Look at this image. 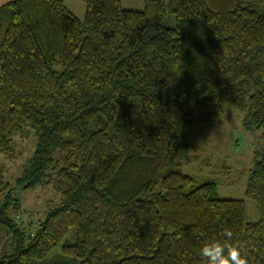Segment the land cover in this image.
Returning <instances> with one entry per match:
<instances>
[{
	"label": "trees",
	"instance_id": "16d2710c",
	"mask_svg": "<svg viewBox=\"0 0 264 264\" xmlns=\"http://www.w3.org/2000/svg\"><path fill=\"white\" fill-rule=\"evenodd\" d=\"M83 1V19L65 0L0 4V154L34 128L21 188L59 196L33 232L0 176V264L41 260L72 228L62 252L82 264H206L200 248L225 231L245 264H264V147L246 190L256 222L181 170L191 131L226 107L264 128V12L253 0Z\"/></svg>",
	"mask_w": 264,
	"mask_h": 264
},
{
	"label": "rangeland",
	"instance_id": "374dc122",
	"mask_svg": "<svg viewBox=\"0 0 264 264\" xmlns=\"http://www.w3.org/2000/svg\"><path fill=\"white\" fill-rule=\"evenodd\" d=\"M4 1L7 0H0V4ZM253 1L264 12V0ZM65 5L80 19L84 18L86 4L83 0H65ZM122 5L132 10H144V0H122ZM176 24L175 14H168L165 25L175 27ZM243 117V112L226 107L214 125L194 128L188 137L191 144L187 152L189 159L182 158L181 170L194 178L196 185L213 182L215 196L244 200L247 220L256 222L261 219V211L256 202L247 197L246 190L256 151L264 147V128L246 129ZM35 147V129L25 125L23 136H14L12 151L7 155L0 154V176L16 190L19 208L15 210V217L23 227H28L30 223L33 232L37 230V221L46 217L48 206L59 201L52 186L42 184L29 190L21 188L23 183L19 179L23 174V166L34 154ZM66 241H75L74 228L49 255L32 264H82L75 256L63 254L62 245ZM6 244V238L0 236V257Z\"/></svg>",
	"mask_w": 264,
	"mask_h": 264
},
{
	"label": "clouds",
	"instance_id": "9594fccd",
	"mask_svg": "<svg viewBox=\"0 0 264 264\" xmlns=\"http://www.w3.org/2000/svg\"><path fill=\"white\" fill-rule=\"evenodd\" d=\"M224 239L212 240L202 245L200 255L206 264H245L244 259L240 256L237 249L229 247L232 233L225 231Z\"/></svg>",
	"mask_w": 264,
	"mask_h": 264
}]
</instances>
